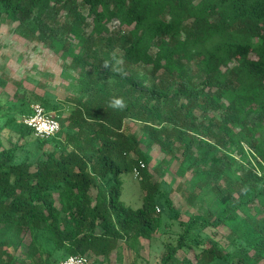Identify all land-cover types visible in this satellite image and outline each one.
Masks as SVG:
<instances>
[{
  "label": "trees",
  "instance_id": "1",
  "mask_svg": "<svg viewBox=\"0 0 264 264\" xmlns=\"http://www.w3.org/2000/svg\"><path fill=\"white\" fill-rule=\"evenodd\" d=\"M8 23L21 38L67 54L75 89L67 109L38 98L61 126L36 139L38 148L57 144L58 156L21 161L18 145L0 149V264H26L10 252L12 237L25 233L31 263L55 264L37 245L40 231L64 260L107 264L121 242L138 256L162 226L158 185L141 168L142 136L168 159L154 173L164 177L176 162L179 176L191 175L178 190L201 211L160 264H264V0H0V28ZM10 82L22 87L0 66V87ZM12 106L32 114L29 103L0 94V134L14 122ZM135 167L140 209L122 201L121 177ZM216 201L219 214L211 211ZM233 225L243 234H233L231 260L215 238L192 235ZM181 250L193 259L179 262Z\"/></svg>",
  "mask_w": 264,
  "mask_h": 264
},
{
  "label": "rangeland",
  "instance_id": "2",
  "mask_svg": "<svg viewBox=\"0 0 264 264\" xmlns=\"http://www.w3.org/2000/svg\"><path fill=\"white\" fill-rule=\"evenodd\" d=\"M14 28L13 23L4 24L0 28V66L5 68L6 75L11 80L20 82L22 87H17L13 82H10L5 89L0 87L1 96L12 102H16L18 99L24 100L25 103H29L31 110L36 104L42 105L38 100L39 97L51 99L59 107L69 108L67 99L74 93L75 80L67 68L68 55L65 53L55 54L42 43L29 42L21 38L14 31ZM110 28L113 31L118 30V23L114 22ZM7 114L10 119H14V122L5 127V130L0 134V149H8L18 145V159L21 161L25 159L34 160L40 154L42 158L60 154L59 146L52 143H49L45 149L39 150L36 142L39 137L35 136L34 132L24 125L23 120L26 116H20L17 108L12 106ZM50 114L56 115L57 113L52 112ZM4 123L5 120L0 122V126H4ZM127 125L133 126V123L128 122ZM62 140L61 137L55 143ZM141 140L143 142L142 161L153 173V181L157 183L159 188L156 216L161 217L162 226L158 232H151L150 241L139 245L138 256L125 242H121V251L118 252L117 256H112L107 264H160L161 258L168 252L166 245L168 243L174 246L177 244L179 233L185 227L183 224L193 216L201 214V211L187 203L178 190L180 184L188 186L191 175L179 176L177 173L179 164L176 162L167 168L164 177L154 173V168L161 162L162 164L166 163L168 159L159 146L148 147L143 136ZM247 151L249 156H253L249 147H247ZM256 160V158H252L254 164L257 163ZM258 160L260 161L259 158ZM121 181L123 183L122 201L132 209L142 208L144 193L140 179L135 178L132 174H124ZM221 208V203L216 201L211 211L214 214H219ZM242 232L237 225H233L217 230L200 227L192 235L196 238L195 242L201 243L207 242L209 238H215L220 246L226 249L231 260L238 250V247L232 243L233 234L241 235ZM2 238L3 236L0 234V240ZM12 240L16 243L17 249L11 248V254H15L22 263L32 264L30 261L33 257V252L30 250L33 241L31 236L25 233L20 237L13 236ZM189 241L193 240L189 239ZM37 245L43 250L53 253L55 264H61L64 261L61 252L55 249L52 237L48 233L43 231L38 233ZM187 257L193 259L194 252L188 253L181 250L177 253L176 258L180 262ZM91 260L93 264L102 262L101 260L98 262L94 257Z\"/></svg>",
  "mask_w": 264,
  "mask_h": 264
},
{
  "label": "built area",
  "instance_id": "3",
  "mask_svg": "<svg viewBox=\"0 0 264 264\" xmlns=\"http://www.w3.org/2000/svg\"><path fill=\"white\" fill-rule=\"evenodd\" d=\"M24 125L34 132L35 136L46 139L54 137L60 131V121L57 116L52 115L46 111V109L36 104L32 108V114L25 117L23 120ZM145 164H141V168H144ZM133 175L137 179H142L139 167H135ZM159 211V209H158ZM61 264H93L91 258L87 256H71L65 259Z\"/></svg>",
  "mask_w": 264,
  "mask_h": 264
},
{
  "label": "clouds",
  "instance_id": "4",
  "mask_svg": "<svg viewBox=\"0 0 264 264\" xmlns=\"http://www.w3.org/2000/svg\"><path fill=\"white\" fill-rule=\"evenodd\" d=\"M115 106L122 108L124 106L123 101L122 100H116L115 101Z\"/></svg>",
  "mask_w": 264,
  "mask_h": 264
}]
</instances>
